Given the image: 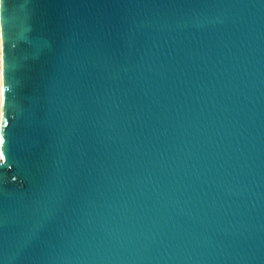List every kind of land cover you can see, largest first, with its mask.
<instances>
[{
	"label": "water",
	"instance_id": "1",
	"mask_svg": "<svg viewBox=\"0 0 264 264\" xmlns=\"http://www.w3.org/2000/svg\"><path fill=\"white\" fill-rule=\"evenodd\" d=\"M0 264H264V0H3Z\"/></svg>",
	"mask_w": 264,
	"mask_h": 264
},
{
	"label": "clouds",
	"instance_id": "2",
	"mask_svg": "<svg viewBox=\"0 0 264 264\" xmlns=\"http://www.w3.org/2000/svg\"><path fill=\"white\" fill-rule=\"evenodd\" d=\"M3 7V0H0V8Z\"/></svg>",
	"mask_w": 264,
	"mask_h": 264
}]
</instances>
